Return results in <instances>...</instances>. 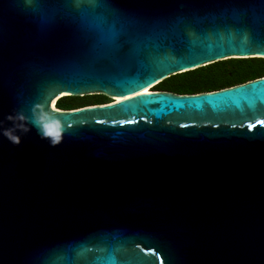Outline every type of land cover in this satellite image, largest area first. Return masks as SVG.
<instances>
[{
    "label": "water",
    "instance_id": "95a60500",
    "mask_svg": "<svg viewBox=\"0 0 264 264\" xmlns=\"http://www.w3.org/2000/svg\"><path fill=\"white\" fill-rule=\"evenodd\" d=\"M254 57L264 0H0V264H264V76L137 94Z\"/></svg>",
    "mask_w": 264,
    "mask_h": 264
},
{
    "label": "trees",
    "instance_id": "16d2710c",
    "mask_svg": "<svg viewBox=\"0 0 264 264\" xmlns=\"http://www.w3.org/2000/svg\"><path fill=\"white\" fill-rule=\"evenodd\" d=\"M264 76V58H230L163 79L152 90L193 94L219 90ZM102 94L62 96L56 100L59 109H75L86 105L109 103Z\"/></svg>",
    "mask_w": 264,
    "mask_h": 264
},
{
    "label": "clouds",
    "instance_id": "9594fccd",
    "mask_svg": "<svg viewBox=\"0 0 264 264\" xmlns=\"http://www.w3.org/2000/svg\"><path fill=\"white\" fill-rule=\"evenodd\" d=\"M10 119H16V120H23V117L19 114L16 117H9ZM33 126L37 129L38 134L45 139H48L49 143L53 146L60 142L61 140V134H60V126L59 125H53V123L45 122L42 118H33L32 120ZM16 128H19L20 130L23 129V124H17L15 126ZM5 135L8 137V139L12 143H20V136L15 132L14 129H6Z\"/></svg>",
    "mask_w": 264,
    "mask_h": 264
},
{
    "label": "snow or ice",
    "instance_id": "6c2138e0",
    "mask_svg": "<svg viewBox=\"0 0 264 264\" xmlns=\"http://www.w3.org/2000/svg\"><path fill=\"white\" fill-rule=\"evenodd\" d=\"M32 2H33V0H25V3H26V4H29V5H30ZM147 91H148V90L145 88L143 93H137V94H138V95H143V94L147 93ZM258 123H264V121H258Z\"/></svg>",
    "mask_w": 264,
    "mask_h": 264
},
{
    "label": "bare ground",
    "instance_id": "6f19581e",
    "mask_svg": "<svg viewBox=\"0 0 264 264\" xmlns=\"http://www.w3.org/2000/svg\"><path fill=\"white\" fill-rule=\"evenodd\" d=\"M145 89V88H144ZM144 89L141 91V92H144ZM147 90L149 89V88H146ZM148 92V91H147ZM121 98L120 97H116V100H120ZM115 100V99H114ZM53 105H55V101H53Z\"/></svg>",
    "mask_w": 264,
    "mask_h": 264
},
{
    "label": "rangeland",
    "instance_id": "374dc122",
    "mask_svg": "<svg viewBox=\"0 0 264 264\" xmlns=\"http://www.w3.org/2000/svg\"><path fill=\"white\" fill-rule=\"evenodd\" d=\"M153 89V87H150L149 89H148V91H150V90H152Z\"/></svg>",
    "mask_w": 264,
    "mask_h": 264
},
{
    "label": "flooded vegetation",
    "instance_id": "af4514ba",
    "mask_svg": "<svg viewBox=\"0 0 264 264\" xmlns=\"http://www.w3.org/2000/svg\"><path fill=\"white\" fill-rule=\"evenodd\" d=\"M110 99H111V98H110ZM114 99L116 100V98H113V99H111V101H114ZM111 101H110V102H111Z\"/></svg>",
    "mask_w": 264,
    "mask_h": 264
}]
</instances>
